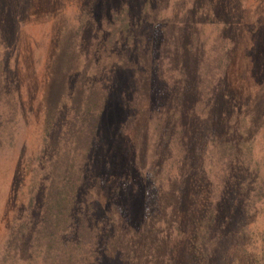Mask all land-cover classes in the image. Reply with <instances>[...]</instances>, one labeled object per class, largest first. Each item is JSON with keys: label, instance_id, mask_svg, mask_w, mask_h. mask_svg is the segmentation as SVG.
I'll use <instances>...</instances> for the list:
<instances>
[{"label": "rangeland", "instance_id": "374dc122", "mask_svg": "<svg viewBox=\"0 0 264 264\" xmlns=\"http://www.w3.org/2000/svg\"><path fill=\"white\" fill-rule=\"evenodd\" d=\"M0 18L5 65L11 66L14 86L26 89L18 98L28 121L36 119L45 65L57 52L62 30L68 24L80 26L77 48L88 56L93 78L106 68L115 70L116 88L101 124L108 147L112 134H118L111 161L120 167L130 159L137 164L129 174L123 171L124 182L143 173L151 181L147 190L132 183L113 192L111 185L120 177L109 174L101 197L107 204L108 198L128 204L138 225H149L156 246L153 264H202L195 244L213 203L209 177L219 176L227 154L233 155L219 149L235 142L236 125L247 127L246 145L261 159L264 173V0H0ZM124 87L133 103L129 107L150 112L149 121L125 114ZM27 120L15 148L7 151L9 159L0 161L2 216L13 206L20 159L32 146ZM146 122L145 138L138 143L135 130ZM129 142L135 144L130 157ZM238 150L241 154L242 146ZM168 173L177 176L171 191L178 194L158 210L156 179ZM166 183H160L161 200L167 196ZM232 189H226L230 196L219 204L218 226L247 231L241 239L247 245L251 231H264V208L247 214ZM149 195L155 197L152 203ZM142 213L155 218L146 223ZM141 232L136 226V238L144 243Z\"/></svg>", "mask_w": 264, "mask_h": 264}, {"label": "trees", "instance_id": "16d2710c", "mask_svg": "<svg viewBox=\"0 0 264 264\" xmlns=\"http://www.w3.org/2000/svg\"><path fill=\"white\" fill-rule=\"evenodd\" d=\"M79 30L80 26L70 24L62 30L57 52L45 65L36 119L28 121L29 114L24 113L22 98H18L20 90L26 89H17L8 74L11 66L5 65L2 39L6 33L0 29V161L9 159L7 151L15 148L26 120L32 128L28 134L31 149L20 159L21 180L15 187L13 206L9 213L0 215V264H139L140 261L153 264L156 246L155 240L149 239V225H138L129 214L132 210L127 209L128 204L123 206L121 200L119 204L110 198L107 204L101 197L109 174L120 177L111 185L113 192L120 189V184L127 187L132 183L147 190L151 181L143 173L140 177L133 175L132 182L126 183L121 178L123 171L129 174V167L136 170L137 164L130 159L120 167L114 159L111 161L118 134H112L108 147L101 124L111 91L116 88L111 78L115 70L106 68L93 78L88 56L77 48ZM128 88L134 89V84ZM121 98L129 110L127 116L149 121L151 113L143 107V111L129 107L133 103L126 98L125 87ZM147 123L135 130L138 143L145 138ZM239 125V129L238 125L234 127L235 142L231 141L230 148L225 144L219 149L222 155L229 149L233 151L222 164L224 171L209 177L214 190L213 203L195 244L202 264H264V231H251L250 242L243 245L241 239L247 236V231H224L218 226L219 204L230 196L226 189L233 188L234 201L241 203L247 214L264 208L261 159L246 145L247 127ZM133 146L129 142L128 157ZM113 166L115 172L111 171ZM174 177L168 173L156 179L158 210L166 199L174 200L178 194L171 191V182L177 176ZM163 180L169 189L161 200ZM154 199L149 195L148 202ZM154 218L151 213L146 218L141 214L146 223ZM136 226H141V233L146 236L144 243L136 238ZM246 248L248 253L243 252Z\"/></svg>", "mask_w": 264, "mask_h": 264}]
</instances>
